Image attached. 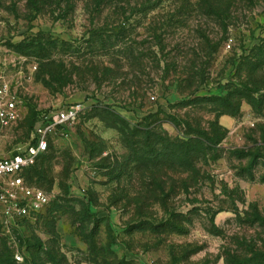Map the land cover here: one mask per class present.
Here are the masks:
<instances>
[{"label":"rangeland","instance_id":"374dc122","mask_svg":"<svg viewBox=\"0 0 264 264\" xmlns=\"http://www.w3.org/2000/svg\"><path fill=\"white\" fill-rule=\"evenodd\" d=\"M95 1L0 0V81L17 100L5 153L27 146L37 113L82 106L25 176L49 203L14 226L0 216V252L13 264H256L264 0ZM133 125L190 152L163 155L142 135L127 147L118 128ZM144 153L154 163L134 161Z\"/></svg>","mask_w":264,"mask_h":264},{"label":"built area","instance_id":"2783aa9c","mask_svg":"<svg viewBox=\"0 0 264 264\" xmlns=\"http://www.w3.org/2000/svg\"><path fill=\"white\" fill-rule=\"evenodd\" d=\"M81 109V104L77 103L39 112L27 146L5 153L2 136L17 117V100L8 84L0 81V216L4 224L14 226L16 219L31 217L49 203L44 190L29 184L23 173L47 151L54 135L75 121ZM14 258L15 261L21 259L18 254H14Z\"/></svg>","mask_w":264,"mask_h":264},{"label":"trees","instance_id":"16d2710c","mask_svg":"<svg viewBox=\"0 0 264 264\" xmlns=\"http://www.w3.org/2000/svg\"><path fill=\"white\" fill-rule=\"evenodd\" d=\"M101 0H96L95 2H97L98 4H100L101 2H100ZM118 1H123V0H118ZM35 3V2H34ZM225 104V103H224ZM226 105H228V103L226 102V104H225V107H226ZM221 114H226V112H222V113H220V115ZM37 115H38V113L36 114V117H37ZM148 127H149V125H143V126H139V125H133L132 126V128L131 129H129V128H118V131H119V133H120V136L122 137V141H124V144L127 146V147H129L130 146V144H136L137 142L136 141H134V140H131V138L132 137H134V136H136V135H142L143 137H144V141H143V143H144V147H146L147 149H149L150 148V144H151V142H153V143H161L162 141H164V143L163 144H165L164 146H163V148L165 149L164 151H168V152H166V153H164L163 155H165V154H174L175 152H177V151H179L182 155H187V153L188 152H190V148H189V145L188 144H186L185 142H175L174 144H172V143H167L166 144V139L165 138H163V137H161L160 135H159V133H156V132H154V131H149L148 130ZM126 129H128V133L127 134H125V132H124V130H126ZM197 135H199V132L197 131V133H196ZM152 137H154V139L153 140H151V138ZM50 142V141H49ZM201 142V141H200ZM49 144V143H48ZM49 146V145H48ZM131 148V147H130ZM48 150V149H47ZM133 152H135V148L134 149H131ZM147 151H149V150H147ZM151 151V150H150ZM152 152H153V149H152ZM146 153H148V152H146ZM146 154L144 153V154H142L140 157H135V159H134V161H138L139 159L142 161L141 162V164L142 165H145L146 163H148V162H150V163H152L153 161H151V160H149L146 156H145ZM39 158V157H38ZM38 160V159H37ZM37 162V161H36ZM154 163V162H153ZM36 164V163H35ZM35 164L33 165V166H31L30 168H28L27 170H25L24 171V173H23V176H24V178H25V180L27 181V179H26V174H27V172L31 169V168H33L34 166H35ZM28 182V181H27ZM0 264H13L12 263V261H10V257L8 256V251H7V249H5L4 251L2 250L1 252H0ZM257 258L259 259H257V261H256V264H264V254H261V255H258L257 256ZM35 260H36V258H35ZM34 260V261H35ZM250 262V260L249 259H246V260H244L243 261V263H241V262H237L238 264H248ZM236 263V262H235ZM227 264H232V262L230 261V262H228L227 261ZM251 264V263H250Z\"/></svg>","mask_w":264,"mask_h":264},{"label":"crops","instance_id":"0c3cea01","mask_svg":"<svg viewBox=\"0 0 264 264\" xmlns=\"http://www.w3.org/2000/svg\"><path fill=\"white\" fill-rule=\"evenodd\" d=\"M219 121L222 123V125H228L232 121V117L228 114H221L219 115Z\"/></svg>","mask_w":264,"mask_h":264}]
</instances>
